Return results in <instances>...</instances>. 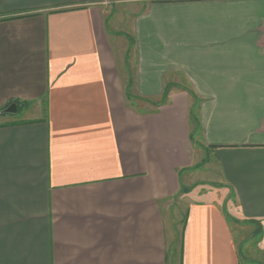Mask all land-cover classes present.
<instances>
[{
	"label": "crops",
	"instance_id": "1",
	"mask_svg": "<svg viewBox=\"0 0 264 264\" xmlns=\"http://www.w3.org/2000/svg\"><path fill=\"white\" fill-rule=\"evenodd\" d=\"M0 264H264V0H0Z\"/></svg>",
	"mask_w": 264,
	"mask_h": 264
},
{
	"label": "rangeland",
	"instance_id": "2",
	"mask_svg": "<svg viewBox=\"0 0 264 264\" xmlns=\"http://www.w3.org/2000/svg\"><path fill=\"white\" fill-rule=\"evenodd\" d=\"M171 90H172L171 88H168L167 92H170ZM177 90L179 91L185 90L191 93L190 89H177ZM194 100H195V106L193 113L195 120L192 121V127L194 130H197L198 120L196 121V118L198 117L199 107L201 103L198 100V98ZM194 157L196 160V165L192 169L183 171L181 173V181H182L181 192L183 194L181 193V196L178 198V203H179L178 205H180L181 209H185V206L188 205L191 201H193V198L191 197L184 198L183 197L184 194L191 195L194 193L203 194L207 192H220L223 188L222 185L218 184L219 183L218 172L215 164L211 161L212 159L208 154V152L205 150L202 153L201 151H199L198 148L197 153H195ZM243 230H245V232H242L240 231V229H237L238 241H240L241 237L245 235H246L245 237L250 236V229L245 228Z\"/></svg>",
	"mask_w": 264,
	"mask_h": 264
},
{
	"label": "water",
	"instance_id": "3",
	"mask_svg": "<svg viewBox=\"0 0 264 264\" xmlns=\"http://www.w3.org/2000/svg\"><path fill=\"white\" fill-rule=\"evenodd\" d=\"M7 113H9V114H16L17 113V106L16 105H11L7 109Z\"/></svg>",
	"mask_w": 264,
	"mask_h": 264
}]
</instances>
